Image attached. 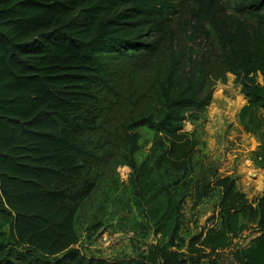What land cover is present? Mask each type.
Masks as SVG:
<instances>
[{
    "label": "trees",
    "instance_id": "16d2710c",
    "mask_svg": "<svg viewBox=\"0 0 264 264\" xmlns=\"http://www.w3.org/2000/svg\"><path fill=\"white\" fill-rule=\"evenodd\" d=\"M228 73L264 169V0H0V264H220L245 232L233 264H264V192L206 167L185 129ZM214 198L188 227V200ZM124 211L135 255L79 246Z\"/></svg>",
    "mask_w": 264,
    "mask_h": 264
},
{
    "label": "rangeland",
    "instance_id": "374dc122",
    "mask_svg": "<svg viewBox=\"0 0 264 264\" xmlns=\"http://www.w3.org/2000/svg\"><path fill=\"white\" fill-rule=\"evenodd\" d=\"M198 41L204 46V41ZM246 103L247 97L236 84L235 75L228 73L226 82L218 81L215 84L212 102L204 117L195 124L186 122L185 129L196 128L201 134L204 142L197 154L201 155L199 158L203 160L204 165L210 169H217L220 175H233L237 178L239 188L251 201H255L264 192V169L256 166L252 160V153L258 145L255 136L246 131L239 122V111ZM142 142L145 143V139ZM145 145L148 150L151 144ZM131 171L129 166L118 167V173L125 182L128 181ZM216 203L217 199L214 198L193 209L192 201L188 200L185 210L188 227L195 231L196 220L200 228L207 225L209 218L217 211ZM87 218L83 212L81 215L83 230L88 226ZM111 224L110 227L97 232L92 240L86 237V231L83 232V245L79 246L85 247L88 253L107 258H117L125 254L135 255L136 248L143 241L140 232L135 230L133 214L124 211L114 217ZM252 236L254 235L251 232H245L241 238L236 239L231 248L223 251L220 264H233V250L246 245Z\"/></svg>",
    "mask_w": 264,
    "mask_h": 264
}]
</instances>
